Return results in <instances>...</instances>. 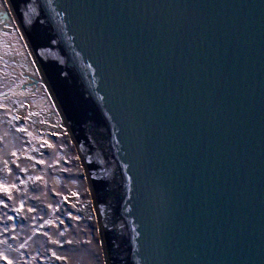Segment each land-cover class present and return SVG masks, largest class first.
Wrapping results in <instances>:
<instances>
[{
  "label": "water",
  "instance_id": "obj_1",
  "mask_svg": "<svg viewBox=\"0 0 264 264\" xmlns=\"http://www.w3.org/2000/svg\"><path fill=\"white\" fill-rule=\"evenodd\" d=\"M5 2L106 264H264V0Z\"/></svg>",
  "mask_w": 264,
  "mask_h": 264
},
{
  "label": "rangeland",
  "instance_id": "obj_2",
  "mask_svg": "<svg viewBox=\"0 0 264 264\" xmlns=\"http://www.w3.org/2000/svg\"><path fill=\"white\" fill-rule=\"evenodd\" d=\"M106 264L76 146L0 0V264Z\"/></svg>",
  "mask_w": 264,
  "mask_h": 264
},
{
  "label": "snow or ice",
  "instance_id": "obj_3",
  "mask_svg": "<svg viewBox=\"0 0 264 264\" xmlns=\"http://www.w3.org/2000/svg\"><path fill=\"white\" fill-rule=\"evenodd\" d=\"M5 264H8V262H7V261H5Z\"/></svg>",
  "mask_w": 264,
  "mask_h": 264
}]
</instances>
